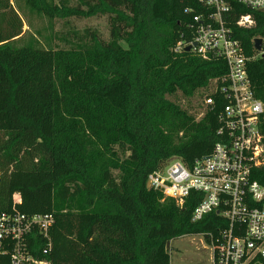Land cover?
<instances>
[{
	"label": "trees",
	"instance_id": "trees-1",
	"mask_svg": "<svg viewBox=\"0 0 264 264\" xmlns=\"http://www.w3.org/2000/svg\"><path fill=\"white\" fill-rule=\"evenodd\" d=\"M11 1L0 0V210L54 216L48 255L47 242L32 237L37 258L170 264L172 241L202 236L210 246L220 238L229 227L222 216L192 221L200 194L179 207L147 187L167 161L191 164L222 141L220 94L200 121L170 99L192 98L228 74L220 58L173 52L183 35L192 38L198 0H27L50 21L108 18V42L91 28H72L56 34L65 44L56 49L15 44L23 23ZM232 7L227 27L264 103V56L254 57L253 44L264 43V9ZM246 15L255 25L241 28ZM259 128L264 137V117ZM252 179L264 184V167L253 169ZM251 264L264 263L256 256Z\"/></svg>",
	"mask_w": 264,
	"mask_h": 264
},
{
	"label": "built area",
	"instance_id": "built-area-1",
	"mask_svg": "<svg viewBox=\"0 0 264 264\" xmlns=\"http://www.w3.org/2000/svg\"><path fill=\"white\" fill-rule=\"evenodd\" d=\"M198 3L202 11L193 16L189 25L191 40L183 35L173 52L191 47L190 52L203 60L216 57L226 62L228 74L211 82L213 90L205 96L203 112L196 118L200 121L213 111L214 96L220 94L226 102L218 115L217 133L222 141L209 155L191 164L178 159L167 161L149 175L147 187L160 192L164 199L174 200L179 207L193 192L198 193L202 199L193 212V222L214 212L228 222L229 227L210 244L212 264H251L256 256L264 263V184L252 179V170L264 167V137L259 128L264 103L252 90L247 75L248 59L227 27L233 4L263 10L264 0ZM237 25L250 28L255 22L246 15L238 19ZM254 50L255 58L264 56V43L259 51ZM54 224L52 214L0 210V257L8 258L9 264H51L45 258H37L34 252L38 247L32 243L34 238L42 237L47 242L42 255H48Z\"/></svg>",
	"mask_w": 264,
	"mask_h": 264
},
{
	"label": "rangeland",
	"instance_id": "rangeland-1",
	"mask_svg": "<svg viewBox=\"0 0 264 264\" xmlns=\"http://www.w3.org/2000/svg\"><path fill=\"white\" fill-rule=\"evenodd\" d=\"M59 3V0H49ZM77 0H69L75 5ZM11 4L23 23L22 35L15 41L17 46L29 42L39 41L38 46L45 48H65V44L58 40L56 34L69 29L83 31L91 28L96 30L102 40L109 41V21L107 17H92L88 19H69L68 21H50L47 17L34 12L27 5V0H12ZM49 46V47H48ZM124 46V45H123ZM213 90L212 84L202 89L192 98H185L181 94L170 99L195 118L203 112L204 98ZM170 264H212V251L202 236H185L169 244Z\"/></svg>",
	"mask_w": 264,
	"mask_h": 264
},
{
	"label": "water",
	"instance_id": "water-1",
	"mask_svg": "<svg viewBox=\"0 0 264 264\" xmlns=\"http://www.w3.org/2000/svg\"><path fill=\"white\" fill-rule=\"evenodd\" d=\"M262 43H263V40L261 39H256L254 41V48L259 51L261 49V46H262ZM186 52H190L191 51V47H188L185 49ZM169 249V244L167 245V250Z\"/></svg>",
	"mask_w": 264,
	"mask_h": 264
}]
</instances>
